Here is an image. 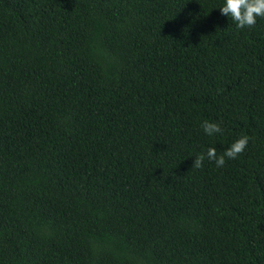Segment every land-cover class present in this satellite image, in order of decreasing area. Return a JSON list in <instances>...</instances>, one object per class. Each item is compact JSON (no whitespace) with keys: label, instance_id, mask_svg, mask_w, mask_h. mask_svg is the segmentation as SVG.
<instances>
[{"label":"trees","instance_id":"1","mask_svg":"<svg viewBox=\"0 0 264 264\" xmlns=\"http://www.w3.org/2000/svg\"><path fill=\"white\" fill-rule=\"evenodd\" d=\"M224 4L0 0V264H264V17Z\"/></svg>","mask_w":264,"mask_h":264},{"label":"clouds","instance_id":"2","mask_svg":"<svg viewBox=\"0 0 264 264\" xmlns=\"http://www.w3.org/2000/svg\"><path fill=\"white\" fill-rule=\"evenodd\" d=\"M219 10L222 15L231 18L238 28H252L257 22V17H264V0H225V4ZM201 127L209 136L223 131L219 123L209 122L208 120L203 121ZM249 139L246 135L240 137L219 157L216 148L210 147L207 149V158L214 161L217 167H223L225 157L236 159L247 147ZM204 159L205 154H199L194 160L193 168H201Z\"/></svg>","mask_w":264,"mask_h":264}]
</instances>
